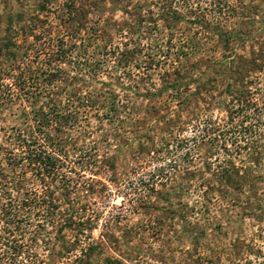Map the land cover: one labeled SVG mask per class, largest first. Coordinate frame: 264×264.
Instances as JSON below:
<instances>
[{"label":"rangeland","instance_id":"obj_1","mask_svg":"<svg viewBox=\"0 0 264 264\" xmlns=\"http://www.w3.org/2000/svg\"><path fill=\"white\" fill-rule=\"evenodd\" d=\"M165 2L175 23L160 13ZM216 23L225 44L203 29ZM38 67L63 74L44 84ZM263 71L264 0H0V83L12 99L0 106V170L14 129L33 126L31 110L69 106L64 91L74 86L95 100L64 130L66 200L53 182L57 212L73 211L72 223L57 232L60 217L28 211L21 254L0 264H264ZM243 86L240 105L256 108L229 114L240 106L231 89ZM242 114L255 131L229 144ZM229 165L239 187L215 181Z\"/></svg>","mask_w":264,"mask_h":264},{"label":"trees","instance_id":"obj_2","mask_svg":"<svg viewBox=\"0 0 264 264\" xmlns=\"http://www.w3.org/2000/svg\"><path fill=\"white\" fill-rule=\"evenodd\" d=\"M251 7L253 9V5H251ZM184 10L187 13L191 12L190 7ZM217 10V12H220V8H217ZM229 12L232 13V15H235V11L232 8L229 9ZM160 13H162V15L165 17V21L169 23H175L180 18V15L172 10L168 6L167 2H165V5L163 4L160 7ZM238 14L241 15L240 12H237V15ZM192 22L196 23L197 21ZM218 26L219 25L216 23V27L213 29L203 25V29L208 28V32H215L216 36L219 38L223 37V43L227 42L229 33L218 32ZM55 50V56L58 57L59 54H61L60 49L56 48ZM64 52L65 51H63V54L61 55H64ZM121 55L123 57L124 54ZM58 60L61 59L59 58ZM242 62L243 61H241V63ZM240 65L244 69L242 70L245 74V72L248 71L247 68H245L243 63ZM45 66L47 68L48 63ZM239 72L240 71L237 69V67H234L233 70L230 71L231 74L237 75ZM36 74L37 76L40 75L41 77L47 76L48 79L43 78V82L44 84H50V82L53 80H58L54 79L56 78L55 75H61L63 72L61 73L60 67H56L52 71H45L44 68L38 67L36 68ZM262 75L264 80V71ZM33 80L35 81L39 79L35 77ZM75 80L81 79H78L77 76V79ZM232 82L234 84L237 82V80L235 79ZM23 83L24 78H20L16 81L17 90H23ZM244 87L245 86H243L241 89H231L235 91L236 97L234 100L235 102H238L239 105L241 101L246 100L248 102L249 100L247 97L250 92ZM226 88L230 91L229 85H227ZM78 91L79 88L75 86L71 87V89L68 91H64L66 97L73 100L69 103V106H63L60 105L58 101H52L48 106L46 105L45 109L43 107H38L35 110H31V115L29 118L32 121L33 126L21 130L15 128V132L13 133L14 137L12 140L13 146H15L14 151L2 149V153L4 155L3 163L9 169L7 173H4L0 170V229L2 232L0 235V247L3 246L0 249V255H7L10 259L14 260L15 257L21 254L20 244L16 242L17 237H20L22 231L24 230L21 226L29 224V217L27 215L29 213L28 211L32 212L31 216L35 218H42V220L48 223H51L54 220L56 221V218L60 217L61 222L57 226V232L68 228L72 223L73 211L67 209L68 212H65L66 210L64 211L63 209L61 212H57L58 207L55 204V201L58 199L52 196V192L56 188L53 184L55 179H57L56 182L60 188L63 189V193L60 194L63 200H66V195L73 186V183L72 186L67 185L68 177L65 176L62 170L66 165L65 163L67 158L66 150L62 146V142H64V139L66 138V134L64 135V130H66L68 126L76 125V123H78V118L81 111H85L86 108H92L94 106L95 100H92L91 98L82 100V97L78 96ZM8 92V87L0 83V106H5V102L8 104L11 103L12 99L7 96ZM260 101L264 106V95L261 97ZM247 102L244 103L243 106L240 105L236 109H227V112L230 114L235 110L236 113H240L241 110L248 108L249 105H252L253 109L256 108L254 103L247 104ZM228 116V119L231 120V116ZM248 119L249 118L247 115L242 114L240 115L239 119L233 121L234 123L231 121L229 128H232L228 130L231 134L229 144L236 142L235 138L240 139L244 132L247 134H252V132L255 131L249 122L247 123V126L242 125V122ZM260 126L264 128V122H262ZM214 128L216 127H211L209 131L215 130ZM48 129H50L51 132H49ZM234 132L240 135L236 137ZM229 166V169L221 167L219 171H216L214 177L215 181L220 184L222 183V185L231 184L233 187H239L243 177L239 176L235 168H233L231 165ZM71 170L72 169L70 168L67 169L68 172ZM27 172H29L31 176L35 177L37 180L38 187L40 188L38 193L30 187H28V189L24 188V185L27 183V178L25 177ZM37 226H40L41 228V225ZM68 246L70 247V245ZM68 246H64L63 248L68 249ZM92 250L93 246L87 244L82 249V254L84 253L86 257L92 252ZM103 262L104 264H121L119 261H115L113 259L110 260L107 258H105Z\"/></svg>","mask_w":264,"mask_h":264}]
</instances>
